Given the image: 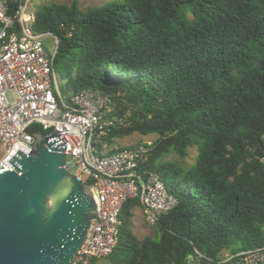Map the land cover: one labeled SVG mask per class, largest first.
I'll return each instance as SVG.
<instances>
[{
    "label": "trees",
    "instance_id": "1",
    "mask_svg": "<svg viewBox=\"0 0 264 264\" xmlns=\"http://www.w3.org/2000/svg\"><path fill=\"white\" fill-rule=\"evenodd\" d=\"M77 5L43 6L31 26L58 39L62 95L109 97V153L124 149L117 139L155 135L139 171L157 173L175 199L155 222L157 239L133 235L131 210L141 206L126 199L103 264H230L222 261L264 246V0ZM39 131L50 133L30 128Z\"/></svg>",
    "mask_w": 264,
    "mask_h": 264
},
{
    "label": "built area",
    "instance_id": "2",
    "mask_svg": "<svg viewBox=\"0 0 264 264\" xmlns=\"http://www.w3.org/2000/svg\"><path fill=\"white\" fill-rule=\"evenodd\" d=\"M30 1L0 0V171L12 169L8 164L17 151L28 155L32 150L33 125L60 133L66 156L64 169L90 186L97 210L71 264H91L109 256L116 246L118 215L126 199H138L149 226L174 206L175 199L166 193L157 173L149 172L144 178L139 171L149 144L106 156L97 152L95 144L106 148L101 138L112 125V121L101 119L111 111L109 97L88 89L65 99L54 67L58 39L32 31ZM45 36L55 46L50 53L43 43ZM260 162L264 168V156ZM227 261L264 264V246L227 256L222 263Z\"/></svg>",
    "mask_w": 264,
    "mask_h": 264
},
{
    "label": "water",
    "instance_id": "3",
    "mask_svg": "<svg viewBox=\"0 0 264 264\" xmlns=\"http://www.w3.org/2000/svg\"><path fill=\"white\" fill-rule=\"evenodd\" d=\"M0 171V264H71L97 216L90 186L64 169L60 133H33Z\"/></svg>",
    "mask_w": 264,
    "mask_h": 264
},
{
    "label": "rangeland",
    "instance_id": "4",
    "mask_svg": "<svg viewBox=\"0 0 264 264\" xmlns=\"http://www.w3.org/2000/svg\"><path fill=\"white\" fill-rule=\"evenodd\" d=\"M118 0H77V6L80 10H85L87 8L91 7H98L104 4H109L111 2H117ZM50 3H56V4H69L70 0H31L30 1V8L28 15L30 16L29 23H33V16L36 11H38L41 7L46 6ZM44 46L47 49V51L50 53L55 49V46L50 41L49 36L44 37ZM57 71V70H56ZM58 82L60 86L65 87V80H61L58 78ZM155 139V135L150 136H140L138 134H133L127 138L124 139H117L113 142V148L123 147L124 149H129L130 147H134L137 144L144 143V144H150ZM103 156H106L109 154V150L107 148L102 150ZM194 158V151L192 149H189V157L185 158V164L189 165L193 162ZM165 159H170V157H165ZM172 159H178V157L173 156ZM142 213V212H141ZM139 212L138 207H134L131 210V223H130V230L133 233V235L138 238L142 239L144 237H148L151 239H157L158 233L155 226H149L145 223L144 216ZM228 252H224V256H227ZM105 259L101 258L98 259L97 263L103 264L105 263Z\"/></svg>",
    "mask_w": 264,
    "mask_h": 264
},
{
    "label": "crops",
    "instance_id": "5",
    "mask_svg": "<svg viewBox=\"0 0 264 264\" xmlns=\"http://www.w3.org/2000/svg\"><path fill=\"white\" fill-rule=\"evenodd\" d=\"M139 208V212L141 213V208L140 207H138ZM142 214V213H141Z\"/></svg>",
    "mask_w": 264,
    "mask_h": 264
}]
</instances>
